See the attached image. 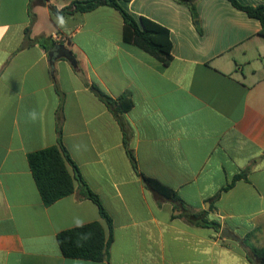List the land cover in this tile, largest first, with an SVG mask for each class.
Wrapping results in <instances>:
<instances>
[{"label":"crops","instance_id":"obj_1","mask_svg":"<svg viewBox=\"0 0 264 264\" xmlns=\"http://www.w3.org/2000/svg\"><path fill=\"white\" fill-rule=\"evenodd\" d=\"M76 1L85 0H0V264H252L223 230L251 234L264 248L259 20L228 0H199L200 32L189 7L175 0L123 1L136 18L170 31L165 65L124 41L123 17L113 7L60 14L67 20L61 28L53 10ZM33 109L42 114L35 122ZM60 142L74 163L75 191L45 205L28 156ZM145 177L174 190L191 210L207 211L220 231L174 218L173 202ZM81 179L112 219L108 262L65 257L57 240L92 222L109 237Z\"/></svg>","mask_w":264,"mask_h":264},{"label":"trees","instance_id":"obj_2","mask_svg":"<svg viewBox=\"0 0 264 264\" xmlns=\"http://www.w3.org/2000/svg\"><path fill=\"white\" fill-rule=\"evenodd\" d=\"M131 0H85L76 1L72 5L61 11L53 10L56 14H65L71 12H89L97 7L106 5L117 9L124 21L123 39L141 48L145 52L154 56L163 64L168 65L172 60V40L170 31L161 24L146 18H136L127 9L122 2ZM178 3L189 7L193 21L197 29L202 32L200 17L198 13L199 0H175ZM235 8L244 11L250 18H255L261 23L260 34L264 36V4L245 5L238 0H228ZM96 95L107 105H113V100L107 96L98 87H93ZM123 100V109L131 107L130 101ZM123 129H126L124 121L120 118ZM133 164L136 166V160L131 150L128 151ZM29 165L45 205H51L57 200L71 195L75 191L76 176L69 171L68 164H73L71 157L60 142L59 145L51 146L46 149L34 152L28 156ZM76 168L77 175L80 177ZM242 177L237 175L232 184L223 190H228L232 185ZM146 184L155 192H158L165 198L173 202L174 211L178 213L173 217L185 219L188 223L196 227H211L217 232L220 231L221 225L216 221L207 219V211H193L171 188L163 185L159 181L145 177ZM82 188L87 198L92 200L99 208L101 217L105 220L110 234L107 238L104 226L100 222H92L77 226L58 234L57 240L61 252L65 257L73 259L91 260L96 262L109 261L110 246L113 240V223L112 219L105 210L99 196L95 194L88 185L81 179ZM219 194L215 196L217 199ZM213 199V200H214ZM248 234L242 245L247 252V258L252 264H264V248H258L250 241Z\"/></svg>","mask_w":264,"mask_h":264},{"label":"clouds","instance_id":"obj_3","mask_svg":"<svg viewBox=\"0 0 264 264\" xmlns=\"http://www.w3.org/2000/svg\"><path fill=\"white\" fill-rule=\"evenodd\" d=\"M57 23L61 28H65L67 26V20L63 15H57ZM42 114L37 112V110L33 109L28 113V118L30 121L35 122L37 119L41 118Z\"/></svg>","mask_w":264,"mask_h":264},{"label":"water","instance_id":"obj_4","mask_svg":"<svg viewBox=\"0 0 264 264\" xmlns=\"http://www.w3.org/2000/svg\"><path fill=\"white\" fill-rule=\"evenodd\" d=\"M61 49V46H56L55 48H54V50L55 51H59ZM223 235L224 236H227V237H230V238H233L234 240H236L238 243H243V239L241 238V237H238V236H236V235H234V234H232L231 232H229V230L228 229H224L223 230Z\"/></svg>","mask_w":264,"mask_h":264},{"label":"rangeland","instance_id":"obj_5","mask_svg":"<svg viewBox=\"0 0 264 264\" xmlns=\"http://www.w3.org/2000/svg\"><path fill=\"white\" fill-rule=\"evenodd\" d=\"M176 214L178 213V211L177 212H175Z\"/></svg>","mask_w":264,"mask_h":264}]
</instances>
